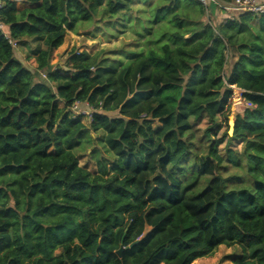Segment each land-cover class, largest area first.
<instances>
[{
  "label": "clouds",
  "instance_id": "1",
  "mask_svg": "<svg viewBox=\"0 0 264 264\" xmlns=\"http://www.w3.org/2000/svg\"><path fill=\"white\" fill-rule=\"evenodd\" d=\"M264 264V0H0V264Z\"/></svg>",
  "mask_w": 264,
  "mask_h": 264
},
{
  "label": "rangeland",
  "instance_id": "2",
  "mask_svg": "<svg viewBox=\"0 0 264 264\" xmlns=\"http://www.w3.org/2000/svg\"><path fill=\"white\" fill-rule=\"evenodd\" d=\"M219 259H220V256L218 255L216 258V261H214V262L209 261V262H206V264H218Z\"/></svg>",
  "mask_w": 264,
  "mask_h": 264
}]
</instances>
